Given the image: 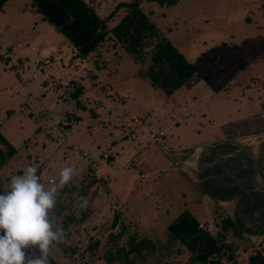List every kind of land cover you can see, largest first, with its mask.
I'll return each mask as SVG.
<instances>
[{"label": "rangeland", "instance_id": "374dc122", "mask_svg": "<svg viewBox=\"0 0 264 264\" xmlns=\"http://www.w3.org/2000/svg\"><path fill=\"white\" fill-rule=\"evenodd\" d=\"M121 1L130 0H97L95 7L106 17ZM140 8L196 68L171 93L152 87L150 61L137 63L119 43L104 59L100 50L85 59L76 57L66 37L42 19L30 0H8L0 11V133L18 149L0 169V192L9 188L12 175H22L30 165L37 166L46 187L58 189L61 170H76L70 184L60 189L67 198L64 207L56 205L50 213L64 230L63 242L52 246L57 264H106L101 255L112 245L107 234L117 201L129 231L152 240L131 256L134 264H199L179 241L170 245L175 239L166 226L188 209L216 232L220 224L214 229L211 223L226 215L218 200L224 192L216 182L195 183L181 169L164 165L169 160L179 167L184 154L163 144L171 148L198 142L215 132L216 122L228 119L223 132L264 128V0H178L174 5L142 0ZM124 13V8L118 10L108 28ZM48 48L54 49L43 54ZM74 84L84 86L80 100L85 109L68 98ZM159 130L165 136L152 140L149 134ZM114 139L117 146L110 145ZM143 147L148 148L140 152ZM103 153L111 159L102 158ZM88 165L101 169L104 179L91 184ZM259 177L264 179V173ZM251 191L240 190L238 197ZM258 211L264 210L242 215L235 228L261 217L260 229H241L242 236L227 232V241L239 247L240 262L264 233V212ZM90 240L98 241L91 256L86 249Z\"/></svg>", "mask_w": 264, "mask_h": 264}, {"label": "trees", "instance_id": "16d2710c", "mask_svg": "<svg viewBox=\"0 0 264 264\" xmlns=\"http://www.w3.org/2000/svg\"><path fill=\"white\" fill-rule=\"evenodd\" d=\"M7 1L0 0V11ZM96 1L30 0V3L35 11L41 14L43 20L52 24L66 37L74 47L76 57L85 59L91 54H98L100 50L104 59L107 51L115 50L119 43L137 63L150 61L147 75L151 86L164 87L167 93L181 87L196 73L193 63L142 12L140 8L142 0L121 1L106 17L98 14L95 7ZM155 1L159 4L174 5L178 0ZM121 8L125 9L124 15L112 28H108V20ZM111 38L114 41H111ZM102 46H104L103 50H101ZM5 58L8 60V57ZM51 58L52 56L48 57V59ZM94 61L96 66H99L97 60ZM92 77H95V74ZM73 86L74 88L68 92V98L75 100L77 108L85 109L80 100L84 86L82 84ZM261 117H264V114ZM17 150L0 133V169L17 154ZM109 159L111 156H108L106 160ZM95 168L97 167L88 165L93 175L91 184L104 179L95 178ZM65 197L61 192V199L57 203L60 208H63L66 203ZM120 217L121 212L115 211L110 224V228L115 230L107 234L112 245L107 247L101 255L106 264H134L131 256L140 253L147 244L151 243L149 238L141 236L137 231L130 232L128 228L130 223L126 225ZM67 221H72L71 217ZM220 221V228L216 232H211L207 227H199L200 223L197 219L188 209H185L167 224V230L186 247L199 264H264V234L253 242L251 249L254 251L247 256V260L240 262L238 245L227 241L226 236L230 230L242 236V230L235 228V222L228 216H224ZM66 224L63 222L64 226ZM97 245V240L88 242L86 249L89 251V256L97 252ZM51 264L57 263L51 260Z\"/></svg>", "mask_w": 264, "mask_h": 264}, {"label": "crops", "instance_id": "0c3cea01", "mask_svg": "<svg viewBox=\"0 0 264 264\" xmlns=\"http://www.w3.org/2000/svg\"><path fill=\"white\" fill-rule=\"evenodd\" d=\"M53 49L54 48H48L42 53L49 54ZM125 97L128 98L130 95H125ZM238 120L241 121V119ZM214 122H216V120H214ZM226 122H230V119L216 122L213 129L215 132L207 135L205 139L198 142L176 145L171 148H168V145L164 143V149H173V151H179V154H184V157H181L182 160H180L179 167H173L172 162L169 160H165L164 165H166L167 162V166L170 169L177 171L181 169L185 174H189V179L195 183L204 181L216 182L218 184L217 188L224 192L221 195L218 194V200L220 201V204L219 202L218 204L226 212L225 216L230 217L236 222L237 220H242L241 216L249 212V210H264V179L259 177V175L264 173V128L259 130L252 128L249 132H243L241 129L233 128L223 132L221 126ZM160 132H162V135L159 137L160 140L161 137L165 136L163 130L151 132L149 137L151 138L152 133ZM112 141L116 143H112ZM139 141L140 143L143 142L142 140ZM118 142L119 140L117 139L111 140L110 145L115 144L117 146ZM146 148L148 147H143L140 149V152L146 150ZM248 154L251 155V158L247 156ZM257 159L260 160L259 163H256ZM185 166H187L188 169H186ZM244 189H252V191L244 199H241L238 197L239 191ZM226 194L230 195L227 196ZM114 204L115 206H111L113 213L117 210L121 212V210H119L121 208V201H117ZM91 216L92 214L89 215L88 219L91 218ZM221 219L212 222L211 227L216 229V226H219L217 223L220 224L219 222H221ZM255 220L256 223L245 224L241 229L243 231H255L260 229L262 226L258 227V225H260L258 222L261 220V217L255 218ZM249 221L252 222L251 220ZM261 222H263V220ZM89 223L90 222L85 223L84 226L89 225ZM199 223L202 225V228L204 227L203 225H206V222ZM262 235L260 234L255 241ZM174 239L175 240H170L171 246L177 245L178 243V240L176 238ZM168 242L169 241H167V243ZM166 245L167 244H164V246ZM176 249L179 250L181 247L176 246ZM248 250H250V248H248Z\"/></svg>", "mask_w": 264, "mask_h": 264}, {"label": "clouds", "instance_id": "9594fccd", "mask_svg": "<svg viewBox=\"0 0 264 264\" xmlns=\"http://www.w3.org/2000/svg\"><path fill=\"white\" fill-rule=\"evenodd\" d=\"M22 175H12L8 189L0 192V264H51L52 246L63 242L64 230L55 225L50 213L61 199L76 170L64 167L58 189L46 187L38 168L30 165ZM81 207H86L87 200ZM30 249H37L33 255Z\"/></svg>", "mask_w": 264, "mask_h": 264}, {"label": "built area", "instance_id": "2783aa9c", "mask_svg": "<svg viewBox=\"0 0 264 264\" xmlns=\"http://www.w3.org/2000/svg\"><path fill=\"white\" fill-rule=\"evenodd\" d=\"M161 135H162V132H160V133H152V134H151V138H152L153 140H155V141H158V140H159V137H160ZM84 154H86V153L84 152ZM108 156H109V154H107V153H103V158H104V159H107ZM94 176H95V178H96L97 180L101 179L102 174H101L99 168H95V169H94ZM49 181L52 182L53 179H49ZM199 227H202V225H199Z\"/></svg>", "mask_w": 264, "mask_h": 264}]
</instances>
